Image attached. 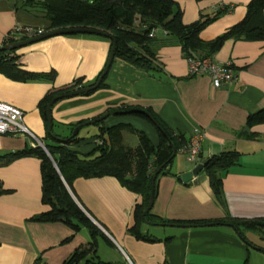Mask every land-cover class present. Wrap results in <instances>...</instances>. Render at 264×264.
<instances>
[{
    "label": "crops",
    "instance_id": "crops-1",
    "mask_svg": "<svg viewBox=\"0 0 264 264\" xmlns=\"http://www.w3.org/2000/svg\"><path fill=\"white\" fill-rule=\"evenodd\" d=\"M173 1L181 7L185 25L197 21L200 14L233 7L200 33V39L208 42L240 22L251 0ZM18 3L0 0V47L17 26L44 32L46 23L34 21L29 15L30 10L37 15L34 9ZM154 34L158 40L155 70L143 71L113 59L104 88L89 96L61 100L51 108L54 133L59 137H66L64 133L74 124L122 107L149 109L168 130L183 135L187 142L195 129L204 134L196 163H189L180 151V160L175 158L170 174L157 180L150 213L179 224H142L140 231L158 239L155 243L137 241L127 232L134 224L132 212L140 202L138 195L111 177L78 178L73 182V199L108 239L98 238L97 255L107 264H264V231L241 227L249 246L231 224H215L228 219H264V123L250 128L254 139L239 136L247 117L264 108V41L227 40L212 60L219 65L231 64L235 80L215 89L207 76H189L188 62L174 37L165 38L160 30ZM109 51V40L90 35L56 36L24 47L16 53L24 71H54L56 78L53 82L20 83L0 75V102L21 110L23 124L44 145L48 141L44 140L38 102L76 79H82L83 85L92 84L103 70ZM119 117L111 115L99 126L90 125L94 131L84 136L80 135L82 128L78 136L81 140L71 150L89 155L100 144L96 140L100 128L119 124L127 126L121 131L124 146L136 148L137 133L153 146L159 145V136L149 122L133 116L126 120ZM26 144L37 146L24 136L0 135V157L22 150ZM230 151L237 152L239 160L221 173L223 205L215 198L202 170L186 183L180 179L211 156ZM0 189L7 191L0 195V264H63L88 243L85 230L73 234L61 223L29 221L48 210L41 203L38 159L26 157L0 164ZM70 236L69 242L62 243Z\"/></svg>",
    "mask_w": 264,
    "mask_h": 264
},
{
    "label": "trees",
    "instance_id": "trees-1",
    "mask_svg": "<svg viewBox=\"0 0 264 264\" xmlns=\"http://www.w3.org/2000/svg\"><path fill=\"white\" fill-rule=\"evenodd\" d=\"M24 6L26 8L37 7L40 10L47 24L44 32L53 29L82 27L106 33L108 38H102L110 41V48L111 42H115L114 59L121 60L143 71L156 69L153 61L155 60L154 48L158 40L155 37H149L153 30L162 31L165 38L174 37L187 61L212 59L227 40L264 41V0H251L246 5L245 15L240 22L208 42L200 39V33L221 16L229 13L232 6L218 8L210 15L200 14L199 19L189 25L183 24L182 11L173 0H25ZM19 39L18 41H22L28 37ZM14 42H17L16 39L8 33L3 39L0 49ZM17 52L18 50L0 51V75L10 81L20 83L53 82L55 80L56 73L54 71L49 73L24 71L19 65L20 56L16 54ZM102 72L103 70L92 84L83 85L82 79H76L64 89L49 92L38 102V112L45 129L44 140L48 141L44 143L48 154L38 146L32 147L26 144L24 149L0 157L1 165H7L26 157H34L40 161L41 203L47 206L48 210L31 217L30 222L61 223L68 227L73 234L82 230L87 232L88 243L75 250L63 264H107L101 261L97 255V241L98 238L107 241L108 239L71 196V194L74 195L73 182L78 178L111 177L116 179L120 186L140 197V202L135 204L132 212L134 224L127 229V232L137 241L148 243L158 241V239L140 231L142 224L154 226L179 224L155 218L151 215V210L146 212L153 175L157 172L154 180L155 198L158 178L170 174L169 169L176 156L188 144L183 135L174 134L168 130L152 111L138 107H122L113 111L108 110L105 114L122 111L125 113L119 116H133L149 122L159 136L158 146H153L142 133H137L139 145L136 148L124 146L121 131L127 126L119 124L107 129L100 128L96 139L100 144L89 155L82 156L71 150V147L81 140L78 137L79 132L74 137L71 135L78 125L88 121L70 126L69 134L66 137H59L54 133L53 119H51V128L48 130L46 108L49 102L60 96L61 98L55 101L54 105L67 99L62 97L65 94L93 86ZM105 77L106 75L96 90L80 96H89L104 88ZM146 113L152 117L158 127L149 121ZM103 122L104 120L94 126H99ZM263 123L264 108L247 117L245 127L239 136L246 140L254 139L256 136L249 133L250 128ZM238 160L239 154L230 151L211 156L202 163V171L207 176L209 186L215 198L222 205L224 203L221 173L237 165ZM6 193L7 191L0 189V195ZM217 223L231 224L244 242L240 232L241 227L264 231V219L252 221L228 219L215 224ZM72 236L62 243L69 242ZM245 243L249 245V243Z\"/></svg>",
    "mask_w": 264,
    "mask_h": 264
},
{
    "label": "built area",
    "instance_id": "built-area-1",
    "mask_svg": "<svg viewBox=\"0 0 264 264\" xmlns=\"http://www.w3.org/2000/svg\"><path fill=\"white\" fill-rule=\"evenodd\" d=\"M32 31V28L17 26L10 31V36L18 41L21 37H32ZM154 33L155 30L149 34V37L153 38ZM187 62L189 76H207L215 89L229 85L235 80V73L231 64H215L212 59L188 60ZM23 116L21 110L0 102V135L24 136L30 143L35 142L37 144L36 137L23 124ZM203 137V132L200 129H195L187 146L180 150L189 163L197 162Z\"/></svg>",
    "mask_w": 264,
    "mask_h": 264
},
{
    "label": "water",
    "instance_id": "water-1",
    "mask_svg": "<svg viewBox=\"0 0 264 264\" xmlns=\"http://www.w3.org/2000/svg\"><path fill=\"white\" fill-rule=\"evenodd\" d=\"M66 35H92V36L108 38V35L106 33L102 32V31H99V30L91 29V28H82V27L74 28L73 27V28H66V29H53V30H49V31L43 32L41 34H38L36 36L30 37L28 39L8 44V45L4 46L3 48H1L0 51H15V50H19V49H22L24 47H27L29 45H32L34 43L49 39V38H53V37H56V36H66ZM114 48H115V42L112 41L111 42V48H110V51H109V54H108V58H107L105 67L103 69V72H102L100 78L98 79V81L93 86L85 87V88H81V89L72 91V92H70L68 94L63 95L62 97L63 98L76 97V96L87 94L89 92H92V91L96 90L98 88L102 78L108 72V70L110 68V65H111V63H112V61L114 59ZM60 98H61L60 96L59 97H55L47 105L46 117H47V123H48V130H50V128H51V119H52V117H51V108H52V105H53V103L55 101L59 100ZM124 113L125 112H122V111L110 112V113H107V114L101 116L100 118H97L95 120H91V121H88V122L83 123L81 125H78L74 129L71 137L76 136L77 133L82 128H84L86 126L94 125L96 123H99V122L105 120L108 116H111V115H122ZM145 115L147 116V118L149 119V121L153 125L157 126L156 122L152 119V117L149 114L146 113ZM37 146L40 147L41 149H43V151H45L46 154H48V152L46 151L45 146L38 139H37ZM201 170H202V165H200V164L196 165L189 172L183 173L180 176V179L182 180V182L186 183V182L190 181L192 179V177L196 176ZM58 174H59V172H58ZM156 175H157V172L153 175L152 180H151V191H150V196H149V200H148V203H147L146 212L150 211V209L152 208V205H153V201H154V180H155ZM90 220L94 223V225L97 226V228L99 230H101L103 232V230L99 227V225L96 222H94L92 219H90Z\"/></svg>",
    "mask_w": 264,
    "mask_h": 264
},
{
    "label": "rangeland",
    "instance_id": "rangeland-1",
    "mask_svg": "<svg viewBox=\"0 0 264 264\" xmlns=\"http://www.w3.org/2000/svg\"><path fill=\"white\" fill-rule=\"evenodd\" d=\"M16 1H18L19 3H18V5L20 4V3H24V1L25 0H13V3L14 2H16ZM87 1H92V0H87ZM193 1H195V0H193ZM207 1H211V0H202V1H195V3H203V2H207ZM250 2V1H249ZM31 9H34V11L37 13V15H33L32 14V10H30V13H29V15H30V17H31V19L32 20H36V21H38L39 23H43V24H45L46 22L44 21V19H43V17H42V13L40 12V10L37 8V7H33V8H31ZM180 10L182 11V9H181V7H180ZM264 12V11H263ZM201 15H207V14H201ZM208 15H210V14H208ZM222 17V16H221ZM27 20H29V18L27 19ZM194 23V22H193ZM183 24H185L184 22H183ZM192 24V23H191ZM45 25H47V24H45ZM33 29V31H32V34H35V33H37L36 35H38V34H41V33H43V32H41V33H39V32H37L36 31V29H34V28H32ZM36 35H34V36H36ZM33 37V36H32ZM129 118V116H120L119 117V119H124V120H126V119H128ZM88 131H94V129L92 128V126H86V127H84L82 130H81V132H80V135L82 136H84V135H86L87 134V132ZM65 135H68L69 134V131H66L65 133H64ZM130 144V143H129ZM180 155L178 154L177 156H176V160L178 161V160H180ZM184 158H185V156H184ZM186 159V158H185ZM185 159H183V160H185Z\"/></svg>",
    "mask_w": 264,
    "mask_h": 264
}]
</instances>
